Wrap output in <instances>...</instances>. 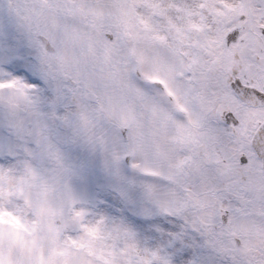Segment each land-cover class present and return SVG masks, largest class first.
<instances>
[{"label": "snow or ice", "instance_id": "1", "mask_svg": "<svg viewBox=\"0 0 264 264\" xmlns=\"http://www.w3.org/2000/svg\"><path fill=\"white\" fill-rule=\"evenodd\" d=\"M0 264H264V0H0Z\"/></svg>", "mask_w": 264, "mask_h": 264}]
</instances>
